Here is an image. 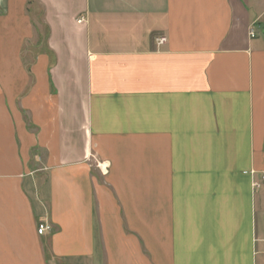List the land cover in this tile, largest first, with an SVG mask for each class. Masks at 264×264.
Returning <instances> with one entry per match:
<instances>
[{"label":"crops","instance_id":"obj_1","mask_svg":"<svg viewBox=\"0 0 264 264\" xmlns=\"http://www.w3.org/2000/svg\"><path fill=\"white\" fill-rule=\"evenodd\" d=\"M262 172L264 0H0V264H264Z\"/></svg>","mask_w":264,"mask_h":264},{"label":"built area","instance_id":"obj_2","mask_svg":"<svg viewBox=\"0 0 264 264\" xmlns=\"http://www.w3.org/2000/svg\"><path fill=\"white\" fill-rule=\"evenodd\" d=\"M82 20H83V18H80L78 20V22L80 23V22H82ZM250 36H252V37L254 36V32L252 30H250ZM165 42H166V38L165 37H156L155 38V43H156V45L158 47L163 45ZM251 173L253 174V172H251ZM261 175H262V179L264 180V172H262ZM258 187H259V183L253 181L252 188L255 189V188H258ZM50 230H51V226L47 222H41L37 226V233L40 234V235H42V234H44V233H46V232H48Z\"/></svg>","mask_w":264,"mask_h":264},{"label":"rangeland","instance_id":"obj_3","mask_svg":"<svg viewBox=\"0 0 264 264\" xmlns=\"http://www.w3.org/2000/svg\"><path fill=\"white\" fill-rule=\"evenodd\" d=\"M37 37H38V39H37V38H36V39L38 40V45L40 46V45H42V37H41V36H40V37L37 36ZM39 46H38V47H39Z\"/></svg>","mask_w":264,"mask_h":264}]
</instances>
